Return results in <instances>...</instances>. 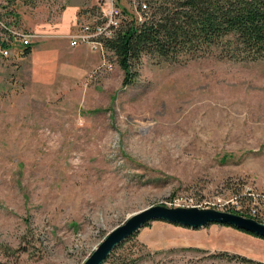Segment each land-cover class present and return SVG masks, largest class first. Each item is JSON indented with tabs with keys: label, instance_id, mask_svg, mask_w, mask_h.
Returning <instances> with one entry per match:
<instances>
[{
	"label": "rangeland",
	"instance_id": "374dc122",
	"mask_svg": "<svg viewBox=\"0 0 264 264\" xmlns=\"http://www.w3.org/2000/svg\"><path fill=\"white\" fill-rule=\"evenodd\" d=\"M114 4L135 11L133 0H0V264H85L147 209L239 215L236 196L251 205L249 192L264 197V58L145 56L125 87L112 52L71 46ZM69 5L80 13L70 46L86 50L72 61L83 58L85 73L36 83L16 34L32 33L37 45L39 24ZM259 209L247 216L264 224V202ZM220 252L264 263V240L229 226L154 221L106 264H243L212 257Z\"/></svg>",
	"mask_w": 264,
	"mask_h": 264
},
{
	"label": "trees",
	"instance_id": "16d2710c",
	"mask_svg": "<svg viewBox=\"0 0 264 264\" xmlns=\"http://www.w3.org/2000/svg\"><path fill=\"white\" fill-rule=\"evenodd\" d=\"M124 12L127 19L116 36L105 41V47L117 57L124 72L125 87L134 83L145 56L173 63L212 55L235 62L264 58V0H150V10L143 23ZM2 46L10 48L8 43ZM32 50V45L25 46L22 57H28ZM136 236L120 245L104 264ZM212 257L243 264H264L228 252ZM139 262L119 260L115 264Z\"/></svg>",
	"mask_w": 264,
	"mask_h": 264
},
{
	"label": "water",
	"instance_id": "95a60500",
	"mask_svg": "<svg viewBox=\"0 0 264 264\" xmlns=\"http://www.w3.org/2000/svg\"><path fill=\"white\" fill-rule=\"evenodd\" d=\"M154 221L179 225L191 230H200L215 224L229 226L264 240V224L255 219L216 210L153 207L133 215L123 225L113 230L85 264H104L120 245L138 234L147 223Z\"/></svg>",
	"mask_w": 264,
	"mask_h": 264
},
{
	"label": "crops",
	"instance_id": "0c3cea01",
	"mask_svg": "<svg viewBox=\"0 0 264 264\" xmlns=\"http://www.w3.org/2000/svg\"><path fill=\"white\" fill-rule=\"evenodd\" d=\"M79 15V7L69 5L62 11L59 20L39 24L35 34L39 36V40L35 42L37 45L33 46L28 57H22V60L29 61L31 79L34 82L48 85L56 82L60 76L80 77L85 73L83 58L72 61L71 56L83 53L85 48H72L68 38L75 29L73 24Z\"/></svg>",
	"mask_w": 264,
	"mask_h": 264
},
{
	"label": "built area",
	"instance_id": "2783aa9c",
	"mask_svg": "<svg viewBox=\"0 0 264 264\" xmlns=\"http://www.w3.org/2000/svg\"><path fill=\"white\" fill-rule=\"evenodd\" d=\"M133 8L135 10L133 16L138 22L143 23L150 10V0H133ZM124 13L125 12H122V10L114 4L106 12L104 11L102 13L101 20L98 23L96 22L97 24L92 23V25H83L77 32L76 36L71 39V46L77 47L81 44H86L92 51L101 52V55H104L105 53L110 54L111 51L105 47V41L111 40L116 36L123 21L127 19V15L125 14L124 16ZM18 35L25 38L23 41L25 46L30 45L29 39L32 37L31 35L19 33ZM112 65L111 62L110 64L104 63L106 68L112 69ZM248 196L252 198V205L245 202L243 199L245 196L240 194L236 196L239 199L231 200V203L236 206L235 209L241 212L240 214L254 216L260 211V202H264V197L252 192H249ZM220 203L225 209L231 208V205L229 206V204H226L225 202L221 201ZM243 204L247 205L243 208Z\"/></svg>",
	"mask_w": 264,
	"mask_h": 264
}]
</instances>
